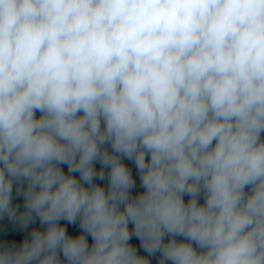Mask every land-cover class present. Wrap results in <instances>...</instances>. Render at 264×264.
<instances>
[{"label": "clouds", "instance_id": "clouds-1", "mask_svg": "<svg viewBox=\"0 0 264 264\" xmlns=\"http://www.w3.org/2000/svg\"><path fill=\"white\" fill-rule=\"evenodd\" d=\"M0 264H264V0H0Z\"/></svg>", "mask_w": 264, "mask_h": 264}]
</instances>
